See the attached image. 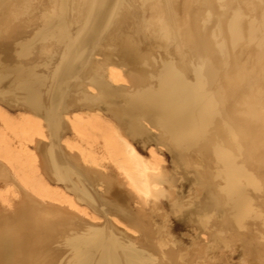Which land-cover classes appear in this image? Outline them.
<instances>
[{"label":"bare ground","instance_id":"bare-ground-1","mask_svg":"<svg viewBox=\"0 0 264 264\" xmlns=\"http://www.w3.org/2000/svg\"><path fill=\"white\" fill-rule=\"evenodd\" d=\"M0 264H264V0H0Z\"/></svg>","mask_w":264,"mask_h":264},{"label":"rangeland","instance_id":"rangeland-1","mask_svg":"<svg viewBox=\"0 0 264 264\" xmlns=\"http://www.w3.org/2000/svg\"><path fill=\"white\" fill-rule=\"evenodd\" d=\"M167 161H168V158H167Z\"/></svg>","mask_w":264,"mask_h":264}]
</instances>
